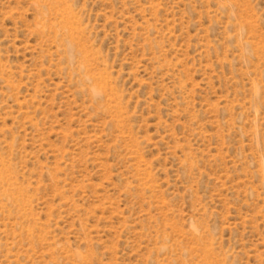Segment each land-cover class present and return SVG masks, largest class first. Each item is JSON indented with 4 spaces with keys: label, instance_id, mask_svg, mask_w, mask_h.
Instances as JSON below:
<instances>
[{
    "label": "rangeland",
    "instance_id": "1",
    "mask_svg": "<svg viewBox=\"0 0 264 264\" xmlns=\"http://www.w3.org/2000/svg\"><path fill=\"white\" fill-rule=\"evenodd\" d=\"M0 264H264V0H0Z\"/></svg>",
    "mask_w": 264,
    "mask_h": 264
}]
</instances>
